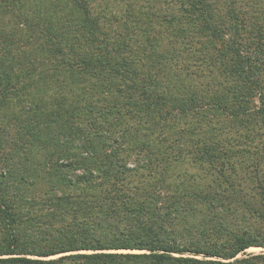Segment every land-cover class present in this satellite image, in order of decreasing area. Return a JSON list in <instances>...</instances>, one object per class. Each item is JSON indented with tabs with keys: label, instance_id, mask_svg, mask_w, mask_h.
<instances>
[{
	"label": "trees",
	"instance_id": "1",
	"mask_svg": "<svg viewBox=\"0 0 264 264\" xmlns=\"http://www.w3.org/2000/svg\"><path fill=\"white\" fill-rule=\"evenodd\" d=\"M71 2L82 47L25 18L21 70L0 32V264H264L245 253L264 249V0H127L113 21ZM186 146L209 189L169 181Z\"/></svg>",
	"mask_w": 264,
	"mask_h": 264
},
{
	"label": "rangeland",
	"instance_id": "2",
	"mask_svg": "<svg viewBox=\"0 0 264 264\" xmlns=\"http://www.w3.org/2000/svg\"><path fill=\"white\" fill-rule=\"evenodd\" d=\"M6 1L8 0H0V32L9 33L13 36H10V45H7L12 49V55L7 58V62L9 63V59L15 58L17 61L23 63V66L19 65V69L23 70L27 67V63L31 61L30 52H33L34 49H31L35 46L36 43L40 44V41H35L33 38L29 37V35L24 32L28 27V25L24 22L25 18L27 19L29 25L34 29L44 30V31H59V34L62 35L61 39H66L68 43H73L76 47H82V40L78 39L79 33L81 32L80 29V18H83V13L81 10L76 9L72 6L71 0H20L16 7L9 6V8H5ZM125 1L127 0H85L86 8L89 10L90 15L96 18V10L100 7V9L106 11L105 14L107 18L110 20H114L115 16L118 17L123 13H125ZM129 1V0H128ZM25 23V25H24ZM27 26V28H26ZM106 26V25H105ZM115 28V26H113ZM30 29V28H29ZM28 30V29H27ZM64 30V31H63ZM73 32L76 33V41H73ZM50 33V32H48ZM2 34H0V47H4V41H2ZM29 38V39H28ZM3 53H0V56ZM41 53L39 51L35 52V56L39 58ZM3 56V55H2ZM18 62H16L17 64ZM18 69L16 70V72ZM53 86V85H52ZM57 87V86H54ZM92 93L96 94V87H91ZM67 97H71L70 95ZM96 100V96L93 101ZM10 105V103H9ZM8 110L11 109H1L0 108V141L7 143L8 141L11 142L13 145L15 140L12 138V133L6 128V124H11L7 118L4 116L8 114ZM189 123V122H188ZM6 127V128H5ZM188 127V126H187ZM10 129V128H9ZM3 131H9V138H6L2 135ZM186 133V132H185ZM2 138V139H1ZM189 147H192L188 144ZM188 146L185 147L186 153L180 155L179 158L172 163L170 170L168 172V179L173 186H177L179 184H183V188H189L188 185L194 186L197 185L198 187H203L204 189H209V184L212 183L213 177L208 174V172L203 171V169L194 162H192V154ZM189 150V151H188ZM184 151V152H185ZM3 153V149L0 148V155ZM6 153H11L9 149H6ZM10 155V154H9ZM10 159L13 156L9 157ZM141 158V157H140ZM135 156H132L130 160H134ZM8 158L5 160H1L0 158V173L3 171L2 168L4 166L3 161H7ZM17 157L13 160L14 163L17 162ZM131 165V164H130ZM40 168V167H39ZM41 169V168H40ZM219 165H217V170L223 171ZM39 175L41 172L37 169ZM44 175V171H42ZM39 180V179H38ZM41 184L32 189L27 186L28 194L25 195V201L29 202L32 193L36 197L41 194ZM249 190V189H248ZM243 213L240 210H237L235 213H219L214 219L211 216H198L197 219L192 218L191 216L188 217V221L177 223V227L174 230L179 232V235L186 234L184 230L185 227H194L193 233L198 235L197 233L202 230H211L214 226L216 221L223 223L224 225H233L234 227L243 225ZM195 227H198L195 231ZM188 235V234H186ZM185 235V236H186ZM3 237V231L0 228V238ZM120 253H139L138 251H118ZM85 253V252H80ZM245 253L247 254H264V249L262 248H250ZM50 257L48 259L57 258ZM30 258L36 259V257L31 256ZM44 259V260H48Z\"/></svg>",
	"mask_w": 264,
	"mask_h": 264
}]
</instances>
